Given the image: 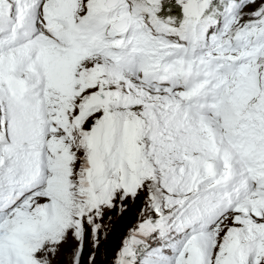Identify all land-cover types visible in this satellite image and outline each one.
<instances>
[{"label":"snow or ice","instance_id":"6c2138e0","mask_svg":"<svg viewBox=\"0 0 264 264\" xmlns=\"http://www.w3.org/2000/svg\"><path fill=\"white\" fill-rule=\"evenodd\" d=\"M0 264H264V0H0Z\"/></svg>","mask_w":264,"mask_h":264}]
</instances>
